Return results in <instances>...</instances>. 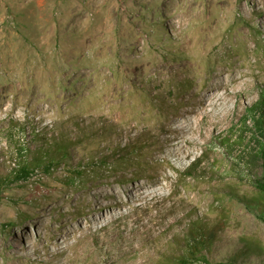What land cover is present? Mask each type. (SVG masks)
I'll use <instances>...</instances> for the list:
<instances>
[{
    "label": "rangeland",
    "instance_id": "rangeland-1",
    "mask_svg": "<svg viewBox=\"0 0 264 264\" xmlns=\"http://www.w3.org/2000/svg\"><path fill=\"white\" fill-rule=\"evenodd\" d=\"M219 69L230 98L201 112ZM263 95L264 0H0V264H160L183 253L197 219L218 228L214 261L241 237L264 248V223L230 195L256 191L249 109ZM194 116L179 160L174 121ZM76 122L86 136L66 164L11 180L34 129L74 138ZM128 146L136 158L116 164L111 149ZM102 154L111 168L72 182Z\"/></svg>",
    "mask_w": 264,
    "mask_h": 264
},
{
    "label": "trees",
    "instance_id": "trees-1",
    "mask_svg": "<svg viewBox=\"0 0 264 264\" xmlns=\"http://www.w3.org/2000/svg\"><path fill=\"white\" fill-rule=\"evenodd\" d=\"M249 111L254 114L256 112L260 113L255 124L262 139L259 140L258 149L255 150L251 158L255 157L261 162V175L253 180L256 188L254 195L242 196L234 191L230 195L240 200L248 210L256 213L264 223V95L250 107ZM76 125L78 132L74 138L63 130L60 133H56L55 131H37L34 129L31 134V141L35 144V147L31 149L27 145H18L17 154L20 159L18 160L17 169L12 172L11 180L26 181L35 171L50 174L52 170L57 169L62 164H66L71 156V148L80 144L82 137L86 136L85 130L81 127L82 125L79 122H76ZM20 128L23 130L24 127ZM89 132L94 133L96 130L91 128ZM136 150L137 148L135 147L125 151L112 148L111 154H113V160L116 164H124L136 158ZM107 158L106 154H102L99 158L93 156L90 161L79 164L77 169L72 170V182L85 177L87 173L98 175L101 169L94 166L111 168L112 165H110ZM205 160V157L193 160L186 170L187 174L189 176L193 175ZM4 181L5 179L0 177V186ZM217 233L218 228L216 225L208 226V224L200 219L193 220L187 232L180 240V243H184L183 253L174 259L162 261L160 264H249L246 263V260L251 255L259 257L264 255V248L260 242L248 237H241V247L233 256L228 258V260L214 261L209 258V253L212 244L217 238Z\"/></svg>",
    "mask_w": 264,
    "mask_h": 264
},
{
    "label": "bare ground",
    "instance_id": "bare-ground-1",
    "mask_svg": "<svg viewBox=\"0 0 264 264\" xmlns=\"http://www.w3.org/2000/svg\"><path fill=\"white\" fill-rule=\"evenodd\" d=\"M214 76H215V79L210 84L207 91L202 92L198 96L197 101L199 104H201V108H200L201 112L210 110V106L212 104H216V101L213 100L214 98H217L218 100H221L222 98H225L226 100H228L230 98V95L228 93L229 88L227 87V84H226L228 80L223 76V71H221L220 69L217 70L216 72H214ZM195 120H196V116L192 118H187L186 120L187 122H185V124L174 121L175 122L174 131L176 132V134H178V136L180 137V140L183 141V143H181L178 147L173 148V151L175 152V155L178 157L179 160L183 159L182 157H180L179 153L186 152L190 149L189 144H187L186 142L196 140L195 132L200 127L198 124L197 126L193 124ZM209 123L213 127H217L218 125V123L213 121L212 119H209ZM140 185H141V192H140L141 194H145L149 190L157 189V186H155L154 188H151L150 186L147 187L146 185H142V184Z\"/></svg>",
    "mask_w": 264,
    "mask_h": 264
}]
</instances>
